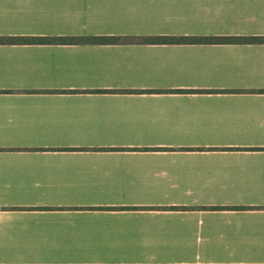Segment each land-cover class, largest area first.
Instances as JSON below:
<instances>
[{
	"label": "crops",
	"instance_id": "1",
	"mask_svg": "<svg viewBox=\"0 0 264 264\" xmlns=\"http://www.w3.org/2000/svg\"><path fill=\"white\" fill-rule=\"evenodd\" d=\"M0 264H264V0H0ZM117 36L114 42L93 37Z\"/></svg>",
	"mask_w": 264,
	"mask_h": 264
},
{
	"label": "trees",
	"instance_id": "2",
	"mask_svg": "<svg viewBox=\"0 0 264 264\" xmlns=\"http://www.w3.org/2000/svg\"><path fill=\"white\" fill-rule=\"evenodd\" d=\"M94 41L114 42L119 39L117 36H100L93 37ZM147 40L150 42H231V41H259L264 42V36H181L174 37L168 35L149 36ZM77 36L69 37H53V36H22V35H0V43H51V42H77Z\"/></svg>",
	"mask_w": 264,
	"mask_h": 264
}]
</instances>
